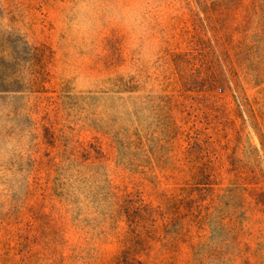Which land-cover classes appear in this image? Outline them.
<instances>
[{
  "label": "rangeland",
  "instance_id": "1",
  "mask_svg": "<svg viewBox=\"0 0 264 264\" xmlns=\"http://www.w3.org/2000/svg\"><path fill=\"white\" fill-rule=\"evenodd\" d=\"M0 264H264V0H0Z\"/></svg>",
  "mask_w": 264,
  "mask_h": 264
}]
</instances>
